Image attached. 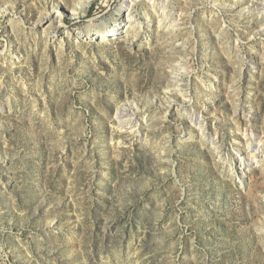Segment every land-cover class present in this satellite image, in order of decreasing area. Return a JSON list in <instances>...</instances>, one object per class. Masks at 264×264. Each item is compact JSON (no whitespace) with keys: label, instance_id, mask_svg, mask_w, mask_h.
Returning <instances> with one entry per match:
<instances>
[{"label":"rangeland","instance_id":"374dc122","mask_svg":"<svg viewBox=\"0 0 264 264\" xmlns=\"http://www.w3.org/2000/svg\"><path fill=\"white\" fill-rule=\"evenodd\" d=\"M0 264H264V0H0Z\"/></svg>","mask_w":264,"mask_h":264},{"label":"bare ground","instance_id":"6f19581e","mask_svg":"<svg viewBox=\"0 0 264 264\" xmlns=\"http://www.w3.org/2000/svg\"><path fill=\"white\" fill-rule=\"evenodd\" d=\"M130 8H131V5H128L127 9H126V13L127 14L123 18V21L120 22V24L118 26H116L113 29H111L110 32L108 31V32H105V34H103V35H99L100 39L107 40L108 36H110V35L114 36L115 34L119 33L121 30L125 29L127 25H129V24L131 25V23L134 21V18L131 15ZM91 35L92 34H90V37H91ZM94 36L98 37V35L97 36L94 35ZM249 147H250V149H252L253 158L257 157V153L253 151V147H255V145L252 144ZM254 154H255V156H254ZM239 163H240L241 169H243L244 167H247V163H246L245 159L239 158ZM248 164L250 165L251 163H248ZM241 173L244 174L243 170L241 171Z\"/></svg>","mask_w":264,"mask_h":264}]
</instances>
